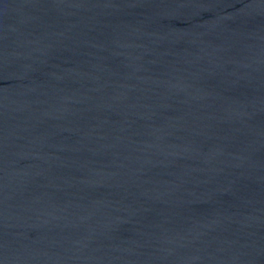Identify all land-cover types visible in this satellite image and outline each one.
Wrapping results in <instances>:
<instances>
[{"label":"water","instance_id":"water-1","mask_svg":"<svg viewBox=\"0 0 264 264\" xmlns=\"http://www.w3.org/2000/svg\"><path fill=\"white\" fill-rule=\"evenodd\" d=\"M0 264H264V0H0Z\"/></svg>","mask_w":264,"mask_h":264}]
</instances>
